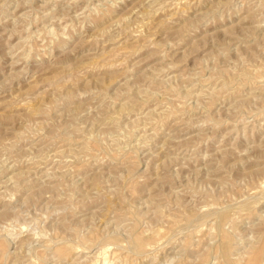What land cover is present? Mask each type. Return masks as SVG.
I'll return each instance as SVG.
<instances>
[{"label":"rangeland","instance_id":"1","mask_svg":"<svg viewBox=\"0 0 264 264\" xmlns=\"http://www.w3.org/2000/svg\"><path fill=\"white\" fill-rule=\"evenodd\" d=\"M0 264H264V0H0Z\"/></svg>","mask_w":264,"mask_h":264}]
</instances>
